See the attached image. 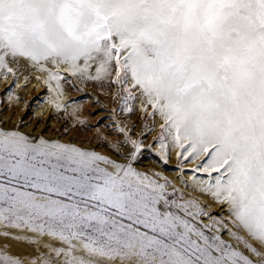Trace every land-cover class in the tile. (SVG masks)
<instances>
[{
	"label": "snow or ice",
	"instance_id": "6c2138e0",
	"mask_svg": "<svg viewBox=\"0 0 264 264\" xmlns=\"http://www.w3.org/2000/svg\"><path fill=\"white\" fill-rule=\"evenodd\" d=\"M0 83V264H264V0H0Z\"/></svg>",
	"mask_w": 264,
	"mask_h": 264
},
{
	"label": "rangeland",
	"instance_id": "374dc122",
	"mask_svg": "<svg viewBox=\"0 0 264 264\" xmlns=\"http://www.w3.org/2000/svg\"><path fill=\"white\" fill-rule=\"evenodd\" d=\"M89 91L95 92V94L99 96L100 100L104 104L108 105L109 108H111L113 106V104L110 102L109 97L100 95L99 92L96 91L95 89H89ZM79 96H80V94H78V93H75V92L71 93V97L79 98ZM27 99H31V98H27ZM15 111H16V109H15ZM96 111H97V108L95 105L85 104L82 115L87 117L89 124H95L97 119L99 118L96 115H89V113H94ZM102 115L106 116V115H108V113H102ZM134 119H136V118H134ZM51 120L54 121V124H56L58 128H62L65 126V122L62 119H60L59 117H52ZM70 124H71V121L68 122L69 126H70ZM52 129L55 130L54 128H52ZM100 131L102 133H104L106 136H108L109 138H111L113 135L109 130L104 129V128H100ZM49 133L52 135H56L55 131L49 132ZM95 136H96V129L95 128H81L78 126L77 128L71 129L68 133V136L64 137V138L68 139L69 137L70 138L74 137L75 138L74 142L79 143V144H84L85 141L92 140L93 143L85 144V146L97 148V150H99V151H107L106 148H100L99 147V145L95 142ZM151 159H155V158L152 157ZM174 163H175V161L173 159L172 164H174ZM172 164H170L167 167V170H165L163 167H161L158 163L145 164L144 167H151V168H155L158 171H164L165 175L169 176L170 178H173L175 176V171H174V168L172 167ZM176 183H177V186L179 187L180 186L179 182L177 181Z\"/></svg>",
	"mask_w": 264,
	"mask_h": 264
},
{
	"label": "bare ground",
	"instance_id": "6f19581e",
	"mask_svg": "<svg viewBox=\"0 0 264 264\" xmlns=\"http://www.w3.org/2000/svg\"><path fill=\"white\" fill-rule=\"evenodd\" d=\"M3 87H4V85L1 83V84H0V90H2ZM33 94H34V92H29L28 94L25 95V98H26V99H27V98H31ZM34 107H35V105H34ZM16 111L18 112L19 109H16ZM50 126H51L52 128H54V129H57V128H58L57 125L54 124V121L51 122ZM48 135H49V136H53V135L50 134V133H48ZM69 138H70V137H69Z\"/></svg>",
	"mask_w": 264,
	"mask_h": 264
}]
</instances>
